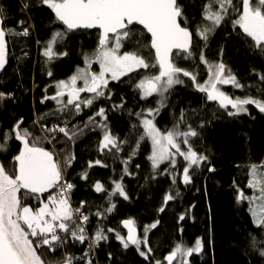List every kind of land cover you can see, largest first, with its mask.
I'll return each mask as SVG.
<instances>
[{
	"label": "trees",
	"instance_id": "obj_1",
	"mask_svg": "<svg viewBox=\"0 0 264 264\" xmlns=\"http://www.w3.org/2000/svg\"><path fill=\"white\" fill-rule=\"evenodd\" d=\"M177 2L186 18L181 24L194 34L192 58H175L177 66L193 72L198 82L203 83L208 73V65L199 59L203 51L210 63L222 61L245 86L241 89L227 87L230 95L264 99V81L260 79L264 74V54L238 26L233 27L232 20L237 13L226 17L204 41L197 35V30L210 24L203 17L207 0ZM24 4L28 7L24 8ZM0 6L5 10L3 26L6 29L16 32L25 27L29 29L27 36L6 37L9 56L0 74V92L11 95L0 99V142H3L4 133L21 119V127L28 129L34 137L42 136L41 133L49 137L53 135L44 133L42 126L66 125L70 130L74 126L77 129L74 141L56 132L54 141L44 140L41 144L48 150H55L61 163L65 155L75 154L72 165L65 169L64 179L75 185L71 191L72 206L77 208L81 201L85 202L82 211L89 216L86 229L90 239L81 244L68 238L54 252L42 249L45 261L57 264L65 255H70L77 258L73 264H85L79 258L89 250L91 237L98 226L105 231L113 228L125 236L121 221L132 218L139 236H143L146 226L159 221L156 228L147 232V247L152 249L149 258L142 257L134 245L125 249L114 232H107L108 239L100 241L89 253L92 264H155L157 260L164 261L177 242L193 246L198 237L203 240V250L189 257V264H264V258L251 246L250 239V236L256 237L257 248L264 244V229L252 223L248 202L237 203L236 200L237 186L244 189L246 195H252L253 190L246 188L248 165L264 160V113L254 105H247L246 113L229 116L217 102L208 101L206 94L197 90L190 78L181 75L183 83L174 85L165 94L164 107L154 114V120L157 127L165 131L181 121L183 113L179 130L187 131L190 125L198 133L189 137V142L198 154L208 159L199 167L190 169L191 183L185 184L182 180L186 166L183 157H176L175 167L165 161L153 170L148 160L152 151L150 139L145 138L140 141L139 148L136 147L137 140L143 135L141 117L136 113L157 108L161 98L154 94L141 99L140 90L135 85L142 77L156 74L158 69H140L120 80L109 79L105 96L95 100L92 106L83 108L79 114L60 112L55 101L44 100V97L55 95V82L70 77L76 67L83 65V56L98 46L99 31L78 29L67 32L54 45L56 55L49 60L43 55L47 42L54 32L65 29L63 24L55 21L53 12L40 0H0ZM149 42L146 32L136 25L131 37L124 41L121 52L138 50L149 63H154V53L146 47ZM91 69L97 71V63L94 62ZM100 108L105 109L111 134L118 141H126L118 152L115 149L99 151L103 132L96 124L89 123L88 118ZM95 120L98 124L102 118L97 116ZM85 124L88 126L84 127ZM79 129L83 130L82 133ZM20 147L21 142L13 137L8 140L6 150L0 151V162L6 169L14 167L12 158ZM182 149L186 150L187 145L182 144ZM133 150L136 152L134 156ZM97 159L102 165L89 168L88 162ZM125 160L127 165L123 163ZM125 167L129 174L124 173ZM209 168L215 170L209 171ZM84 172L88 174L87 179H81ZM97 181L104 185L106 192L95 191ZM113 181L123 184L128 199L113 196L111 203L116 207L113 212L106 213L105 209L110 206L107 193L114 187ZM168 193L175 199L165 205L164 197ZM46 197L47 193L44 194ZM28 203L38 206L36 199ZM161 207H164L163 212L159 211ZM98 211L104 215L96 216ZM182 215L183 220L180 219ZM141 249L146 250L143 244Z\"/></svg>",
	"mask_w": 264,
	"mask_h": 264
},
{
	"label": "snow or ice",
	"instance_id": "obj_2",
	"mask_svg": "<svg viewBox=\"0 0 264 264\" xmlns=\"http://www.w3.org/2000/svg\"><path fill=\"white\" fill-rule=\"evenodd\" d=\"M40 3L53 12L55 21L65 26L64 31L54 32L47 42L43 55L49 60L56 55L54 45L63 39L67 32L93 28L99 30L98 46L94 52L86 54L85 67L78 68L67 80L57 81L55 95L44 97V100L55 101L58 111H72L79 114L83 108L92 106L95 100L105 96L109 79L120 80L121 77L140 69H158L156 74L142 77L135 85L140 90L141 99H147L154 94L161 98L157 108L136 113L137 117H141L140 124L143 127V135L137 140L136 147L139 148L140 141L145 138L150 139L152 151L148 160L153 170L158 169L165 161L175 167L176 157H183L186 166L183 168L182 180L183 183L189 184L192 179L189 174L190 169L194 166L199 167L208 159L207 156L198 154L189 142V137H195L198 133L190 125L187 131L179 130L183 113H181V121L172 129L161 131L154 123V114H158L160 108L164 107L165 94L174 85L183 83L181 75L190 78L194 87L206 94L208 101L217 102L225 110L230 106L234 111H228L229 116L246 113L247 105H254L264 113V99L252 96L233 97L219 87L229 84L236 89L245 87L222 61L210 63L201 51L199 59L208 65V78L203 83L198 82L197 75L193 72L177 66L174 62L175 58L187 60L193 56L191 51L193 33L187 26L181 25V20L186 18L177 0H40ZM23 7L27 8L28 4H24ZM230 10L237 13L236 18L232 20L233 27L238 26L242 34L251 38L254 47L264 54V0H240L239 6L234 0H207L203 6V17L210 24L198 29L197 35L207 41L209 34L230 15ZM4 12V8L0 6V71L4 70L8 63L6 37L29 34L27 27L21 32L6 29L3 26ZM19 23L25 22L19 21ZM136 25L142 26L150 35V42L146 47L154 50V63H149L138 50L121 53L124 41L131 37L132 29ZM94 62L99 64V72L91 71ZM48 75H52L51 71ZM260 79L264 81V74L260 75ZM77 81H82L83 86H77ZM81 93L91 95L82 98ZM6 95L11 94L0 92V99H4ZM41 102L43 103V100ZM97 116L102 118L98 124L95 120ZM150 116L153 118L150 119ZM88 120L89 123L96 124L102 129L103 136L99 141V151L121 150V145L126 141H118V138L111 134L106 123L104 108H100ZM22 123V119L17 121L9 132L4 133L3 142H0V151L6 150L8 140L13 137L21 142L18 153L12 158L14 167L11 170L6 169L0 162V264H49L42 258V249L54 252L64 245L68 238L81 244L90 239L86 229L89 216L82 211L85 202L81 201L80 207L77 208L72 206L71 191L75 185L64 179L65 169L72 165L75 154L65 155L61 163L58 159L59 154L55 150H48L41 144L44 140L49 143L54 141L56 132L74 141L77 129L74 126L70 130L66 125L64 127L54 125L52 128L42 126L44 133L53 135L34 137L28 129L21 127ZM79 131L82 133L83 130L79 129ZM182 144L187 145L186 150L182 149ZM135 154L133 150L132 155ZM123 163L127 165L128 161L125 160ZM94 165H102V161L97 159L88 162L89 168ZM214 170L209 168V171ZM124 173L129 174L127 167L124 168ZM248 176L246 188L253 190L252 195H246L244 189L237 186L236 200L237 203L248 202L252 223L257 228L264 229V160L248 165ZM87 178V172L81 174V179ZM112 183L114 187L107 193L110 206L105 209L106 213L113 212L116 207L111 203L113 196L119 195L125 200L128 199L123 184L120 181ZM173 183H175L174 176ZM94 189L98 193L107 191L99 181L95 183ZM45 193H47L46 199ZM31 199H36L38 206L28 203ZM173 199L175 197L171 193L166 194L164 204ZM159 211L163 212L164 207ZM103 215L104 213L99 211L96 213L98 217ZM180 219L183 220L184 216L182 215ZM121 223L127 229V236L121 235L113 228L105 231L103 227L98 226L94 236L91 237L89 250L79 259L85 264H92L89 253L94 246L99 245L100 241L108 239L107 232H114L116 239L125 249L134 245L139 254L148 259L152 249L147 247V232L156 228L159 221L146 226L143 236H138L134 219L128 218ZM250 239L251 246L258 250L260 257L264 258V244H260L257 248L256 237L250 236ZM142 244L146 250L141 249ZM202 250L203 240L199 237L193 246L177 242L164 257V261L157 260L155 264H164V262L173 264L174 261L176 264H189L188 258L194 253H201ZM75 259L77 258L65 255L57 264H73Z\"/></svg>",
	"mask_w": 264,
	"mask_h": 264
},
{
	"label": "rangeland",
	"instance_id": "obj_3",
	"mask_svg": "<svg viewBox=\"0 0 264 264\" xmlns=\"http://www.w3.org/2000/svg\"><path fill=\"white\" fill-rule=\"evenodd\" d=\"M238 1H240V0H234V3L235 4H237L238 3ZM235 12H233V11H231L230 10V14H234ZM236 18V17H235ZM234 18V19H235ZM92 52H94V50L92 51ZM92 52H88V53H86V54H91ZM122 53V52H121ZM86 54L83 56V65H81V66H78V67H76V69H75V72L77 71V69L78 68H84L85 67V56H86ZM96 63V62H95ZM216 63H218V62H216ZM93 64V63H92ZM97 65H98V70L97 71H95V70H93V69H91V71H93V72H99L100 71V67H99V64L97 63ZM74 72V73H75ZM73 73V74H74ZM72 74V75H73ZM71 75V76H72ZM69 78V77H68ZM68 78H66V79H63V80H67ZM207 78H208V73H207ZM55 84H56V82H55ZM55 84H54V88H55V91H57V89H56V87H55ZM77 86H83V82L82 81H77ZM219 87H221V89L223 90V91H225L226 93H228L227 91H226V88L227 87H233L232 85H220ZM229 95H230V93H228ZM89 95H91V94H89V93H81V97L82 98H84V97H87V96H89ZM65 100H66V97H65ZM227 111H234L233 109H231V107L229 106V108L227 109ZM71 113H73L72 111H70ZM151 119V118H150ZM154 123H155V120H154ZM156 124V123H155ZM157 126V125H156ZM41 135H43L42 133H41ZM182 146V145H181ZM52 264H54V263H52ZM164 264H166V263H164ZM175 264H176V262H175Z\"/></svg>",
	"mask_w": 264,
	"mask_h": 264
},
{
	"label": "water",
	"instance_id": "obj_4",
	"mask_svg": "<svg viewBox=\"0 0 264 264\" xmlns=\"http://www.w3.org/2000/svg\"><path fill=\"white\" fill-rule=\"evenodd\" d=\"M182 25V24H181ZM139 26V25H138ZM183 26V25H182ZM141 28H142V26H140ZM143 29V28H142ZM84 30V29H83ZM88 30H98V29H95V28H93V29H88ZM190 30V29H189ZM99 31V30H98ZM191 31V30H190ZM192 32V31H191ZM148 36H149V38H150V35L148 34V33H146ZM194 41V34H193V36H192V45H191V48H192V46H193V42ZM153 51V53H154V50H152ZM154 55H155V53H154ZM6 67V66H5ZM3 71V70H2ZM2 71H0V74L2 73ZM121 226H122V228H123V230H124V232H125V236H127V229L124 227V225L121 223ZM136 226V225H135ZM136 230H137V234H138V236H139V229L136 227Z\"/></svg>",
	"mask_w": 264,
	"mask_h": 264
}]
</instances>
